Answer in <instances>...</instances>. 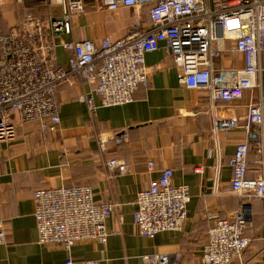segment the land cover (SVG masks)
Segmentation results:
<instances>
[{
  "label": "crops",
  "instance_id": "crops-1",
  "mask_svg": "<svg viewBox=\"0 0 264 264\" xmlns=\"http://www.w3.org/2000/svg\"><path fill=\"white\" fill-rule=\"evenodd\" d=\"M86 4L94 11L76 18L73 36L64 40H116L131 34L137 21L142 28L149 26L146 7L109 12L93 0H86ZM0 5V34L18 27L26 13L42 18L61 15V8L44 7L42 0H2ZM103 13L114 18V36L100 31ZM233 46L231 41L221 45L223 55L216 62L217 68H243V57ZM68 56L62 48L57 50L59 63L65 64ZM145 63L150 86L139 89L131 104L98 108L92 119L82 99L93 94L94 85L72 80L58 89L60 124L47 135L35 123L15 118L16 137L0 143V230L5 234L0 264H67L69 259L150 264L145 257L176 254L182 256L178 264H201L212 225L206 214L231 219L240 205V199L230 193V160L237 145L247 141L243 127L226 135L215 133L213 118H238L244 124L250 95L234 103H213L208 93L188 89L179 80L181 68L163 45L147 54ZM260 82L261 88L253 92L256 101L264 99V54ZM95 101L99 104L97 97ZM122 132L126 139L118 144L114 136ZM100 138L106 141L105 150L100 147ZM113 159L118 162L115 168L108 166ZM248 159V176L255 178L264 171V158L251 145ZM150 162L153 167H149ZM165 169L173 170L175 185L189 188L188 218L180 232L144 238L133 222L137 196ZM83 184L91 186L95 201L119 205L106 222V244L84 241L70 251L57 244L41 245L33 215V192ZM246 210L250 244L242 260L231 264H264V201H250Z\"/></svg>",
  "mask_w": 264,
  "mask_h": 264
},
{
  "label": "built area",
  "instance_id": "built-area-1",
  "mask_svg": "<svg viewBox=\"0 0 264 264\" xmlns=\"http://www.w3.org/2000/svg\"><path fill=\"white\" fill-rule=\"evenodd\" d=\"M42 2L44 7L61 8V15L42 18L26 13L18 27L0 34V143L16 137V117L23 123H35L44 135L57 127L58 89L72 80L94 85L93 94L82 99L92 119L98 108L133 103L136 92L150 86L146 55L163 45L181 68L179 80L188 89L208 93L213 103H234L250 95L244 124L238 118H213L215 133L226 135L243 127L247 141L237 145L230 160V193L240 199V205L231 219L206 214L212 225L201 264L242 260L250 244L246 203L264 201V171L255 178L248 176L251 145L264 158V99H253L254 90L261 88L264 0H93L109 12L146 7L149 26L142 28L137 21L136 29L120 39L69 42L63 37L73 36L74 20L87 13L86 0ZM226 41L233 42V49L242 55V69L217 68L216 62L223 55L221 45ZM59 48L69 54L65 64L58 61ZM114 140L118 142L115 136ZM99 144L105 150L106 141L100 138ZM117 165L115 159L108 162L111 168ZM149 167H153L152 162ZM33 199L38 242L61 245L67 251L84 241L106 244V222L119 208L115 202L95 201L93 189L84 184L36 189ZM190 201L188 186L175 185L173 170L165 169L137 196L133 222L139 235L152 239L162 232L182 231ZM4 241L0 230V245ZM181 258L177 254L153 255L145 260L178 264ZM67 264L99 262L69 259Z\"/></svg>",
  "mask_w": 264,
  "mask_h": 264
},
{
  "label": "rangeland",
  "instance_id": "rangeland-1",
  "mask_svg": "<svg viewBox=\"0 0 264 264\" xmlns=\"http://www.w3.org/2000/svg\"><path fill=\"white\" fill-rule=\"evenodd\" d=\"M93 12L94 9H87V13ZM103 17V18H102ZM113 16L112 15H108L103 13L102 16L100 17V22H101V26H100V31L103 34L106 35H111L114 36L117 32V26L115 24H113ZM31 123V122H30ZM38 127V126H37Z\"/></svg>",
  "mask_w": 264,
  "mask_h": 264
},
{
  "label": "water",
  "instance_id": "water-1",
  "mask_svg": "<svg viewBox=\"0 0 264 264\" xmlns=\"http://www.w3.org/2000/svg\"><path fill=\"white\" fill-rule=\"evenodd\" d=\"M126 135V133L125 132H122V133H119V134H117L116 135V138H117V140H118V144H121V143H123V136H125Z\"/></svg>",
  "mask_w": 264,
  "mask_h": 264
},
{
  "label": "trees",
  "instance_id": "trees-1",
  "mask_svg": "<svg viewBox=\"0 0 264 264\" xmlns=\"http://www.w3.org/2000/svg\"><path fill=\"white\" fill-rule=\"evenodd\" d=\"M254 201V200H253Z\"/></svg>",
  "mask_w": 264,
  "mask_h": 264
}]
</instances>
